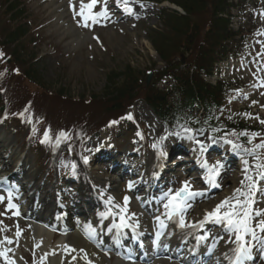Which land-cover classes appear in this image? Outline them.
<instances>
[{"label": "rangeland", "instance_id": "1", "mask_svg": "<svg viewBox=\"0 0 264 264\" xmlns=\"http://www.w3.org/2000/svg\"><path fill=\"white\" fill-rule=\"evenodd\" d=\"M25 1L27 4L32 5V11L43 12V20H49V17L47 16L48 12L44 7L38 5L39 0ZM206 17L207 16L205 14L202 15V13L200 14L197 11L194 15H192V18H190L189 24L183 23L182 27L179 24L177 28H175L177 34L171 33L170 30H168L166 27L167 24L164 22L163 18L153 19L155 22L152 24L149 22L150 26H142L134 29L132 32L121 33L118 25H116V30L112 29L113 32L109 29L102 30L104 42L108 51L106 52L95 49V52L97 53L95 54V59L88 56L91 51L87 49V45L84 46L81 52H65V45L67 43L64 42L61 44L59 41L60 36L58 37V34L54 35V31L52 33L47 29L43 31L42 34L47 37L45 46L39 45L36 49H32L31 46H33V44L37 41L38 36L33 33L31 35V33L28 32L26 36L27 41L25 42L23 41V38H21L22 40H18L16 42L18 45L14 48V52L13 47L10 46L9 51L10 53H14V55L12 54V58L14 59V62L23 69V72H36V74L33 75V78L29 79L28 77V80L30 82L40 83L44 86V88H42L43 91L40 93L44 94L48 98L55 97V100L62 101L66 104L75 103L76 105H79L80 109L89 111L93 108L102 107L106 102H108L107 107L112 105V101L109 100V97H115L114 92L116 89L113 85L108 86V79L113 73L112 71H119L118 73H121L126 70L129 74L137 76L141 79L143 77V73L145 74V71L149 69L156 70L159 66H161L162 62L154 49V43L151 41V37L153 36L152 32H149L150 28L152 29L155 25L156 28L163 31V33L160 34L161 37H158L157 43H162L160 47L165 49L166 55L169 56L171 53V58L174 59L175 56L179 57V54L185 53L184 55L186 59L191 60L194 59L198 53V45L195 41L196 37H198L197 35L201 31H198V33L194 35L193 23L196 22L198 26L204 28L203 23L205 22ZM13 18H15V16H13ZM4 19L5 17L0 14V37L4 31L7 32L11 29V26L6 27ZM21 23L27 24V20L22 19ZM173 24H175V22H172V25ZM30 26L32 27L31 24ZM217 26H220V23H217ZM220 33L221 30H218L217 34L219 35ZM30 35L31 37H29ZM187 35H193L190 42H187ZM209 39L210 38L207 34L203 35L200 37V43L198 44H201L204 41L209 44ZM50 42L51 45L54 44V42L60 44L55 46V48L63 54V56H60L59 59L58 56L49 54L51 48L49 45ZM20 44L22 45L20 46ZM169 46L173 47V50H170ZM231 50V48L225 47L222 48L219 53L217 52L216 55L218 57H224ZM190 53H192L193 56L189 57L188 55ZM67 55H69V57H67ZM61 58L68 62L71 61L72 63H66V65H63L61 64ZM39 59L41 60L38 61ZM156 76L157 73H154L152 79L154 78L153 80H155ZM124 79V76L118 79L115 78V82H113V84L120 89ZM132 84L133 82L131 85ZM139 85H141V82ZM25 86L26 84L22 83V87ZM29 88L32 94L38 93L36 89L31 87ZM134 92L135 94H144L143 87L135 90ZM134 92L128 91L126 95L119 100L121 101L122 108L117 112H113L111 110L110 114L120 113L128 103L125 102V99L129 100L130 98L128 97ZM86 101L91 102L86 103ZM4 104L7 103L4 101ZM107 107L105 109L103 108L104 110L102 111V114L105 116L109 115ZM88 121L85 120V122ZM62 122L68 123L70 121L63 118ZM91 122L93 121H90V123Z\"/></svg>", "mask_w": 264, "mask_h": 264}, {"label": "snow or ice", "instance_id": "2", "mask_svg": "<svg viewBox=\"0 0 264 264\" xmlns=\"http://www.w3.org/2000/svg\"><path fill=\"white\" fill-rule=\"evenodd\" d=\"M97 3L104 4L103 10L98 13H93L92 9ZM69 5L74 16L83 17L82 23L78 21V23H80L83 27L89 26V20L95 23L96 17L99 15H103L105 18L108 16L106 0H91V2L87 4H85L83 0H69ZM122 7H124L125 11H133V9L129 7L127 0H124ZM2 55L3 54L0 53V56ZM25 111H27V109H25ZM20 115L23 116V113ZM127 118L132 119L131 114H129ZM110 123L116 124L118 121H112ZM261 123H264V121H261ZM172 135L178 137L186 136L187 139L195 141L198 145L195 151L199 153V164L201 169L204 171L203 179L205 183L210 187L219 188L220 184L218 183V178L221 176L224 165L219 160L212 164L208 162L205 153L208 151L209 145L205 141L196 139L193 134V130L184 126H181V131L175 132ZM233 135H235V133H233ZM241 135H247V133H241ZM256 135L258 134L254 133L252 137L249 138V143L252 142V139H254ZM60 137L66 139L68 138V134L61 132ZM164 139H166V137L161 138L162 141ZM207 139L210 138H206V140ZM48 140L49 137L47 133H45V139L42 143L48 142ZM224 142L231 145L233 151L241 148L240 145L234 143L232 140L225 139ZM212 143L215 144L217 141L213 139ZM256 147L264 149V142L256 145ZM153 148L159 152L161 157L167 156V153L163 150L160 144H153ZM255 159L257 162L254 165H250L249 161L246 159L241 160V163L243 164L242 172L244 173V179L240 181L241 186L234 189L230 196L224 197L222 200L217 202L211 210H206L199 222H188L186 220V213L191 207L190 201L195 200L196 197L204 196L205 193L203 191L193 190L191 182L189 180H184L181 182V186L179 188L175 190L169 189L164 193V215L169 220L175 219V222L180 229L203 228L205 223L211 222L223 226L225 231L231 234V238L226 241V243L235 245L232 249L233 257H229V259L232 260V264H244L251 254L252 245L250 240L254 241L258 239L257 229L264 233V219L256 220L255 226L253 225V221L256 217L264 216V212L256 211L254 209L257 193L264 195V188L260 187V181L264 180V162H261L259 156H256ZM84 163H88V159L86 157L84 158ZM71 167L73 169L72 175H76V165L73 164ZM253 169H255V175L252 174ZM128 187L131 189L133 184L130 182ZM4 199V196H0V201H3ZM129 199V197L125 196L123 204H120L117 203L112 196H108L105 201V210L98 213L100 221L112 218L111 228L108 229L110 232L113 229L117 231L132 229L134 231L137 227H139L138 221L132 224L128 222L129 217L127 205L129 203ZM7 200L8 204L3 215H6L11 209H17L14 214L19 215V206L13 203L12 191L7 193ZM131 215L134 216L135 214L133 213ZM116 217H118V221L116 220ZM157 220L160 222L161 227L166 226L163 221L160 220V217H157ZM87 232L89 234V238L91 239L96 235L97 230L92 225H88ZM19 235L20 233L18 231L17 236ZM198 239L199 241L204 242L208 239V237L206 235H201ZM4 240L7 243L13 242L8 237H5ZM213 247H215V244ZM73 251L76 250L73 249ZM79 251L83 252L84 250L80 249ZM84 255L86 258L87 253H84ZM0 256H4L6 260L8 259L5 251H0ZM9 264H12V262H9ZM88 264H91V261H88Z\"/></svg>", "mask_w": 264, "mask_h": 264}, {"label": "bare ground", "instance_id": "3", "mask_svg": "<svg viewBox=\"0 0 264 264\" xmlns=\"http://www.w3.org/2000/svg\"><path fill=\"white\" fill-rule=\"evenodd\" d=\"M41 4L46 7L49 10V14L52 18H55V25L57 26L56 30L59 31V33L68 39L66 36L68 33H73L75 30L76 33L73 35H70V44L76 45V47H79L84 40H86L85 37H87V34H84L83 32L79 31L78 26H74L73 17L70 13H67L66 5L64 0H40ZM85 4L90 3V0H83ZM154 22V20H150V23ZM158 39H155L154 41L157 43ZM158 45H162V43H157ZM63 256L59 255L56 256L57 259H61Z\"/></svg>", "mask_w": 264, "mask_h": 264}]
</instances>
